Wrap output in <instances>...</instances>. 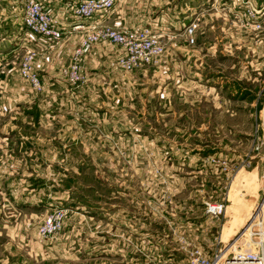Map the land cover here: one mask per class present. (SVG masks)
<instances>
[{"label": "rangeland", "instance_id": "rangeland-1", "mask_svg": "<svg viewBox=\"0 0 264 264\" xmlns=\"http://www.w3.org/2000/svg\"><path fill=\"white\" fill-rule=\"evenodd\" d=\"M82 1L51 5L25 0L17 5L20 19L11 22L22 21L19 28L29 33L21 14L27 3L34 2L50 12L65 32H71L62 40L79 34L67 68L75 63V52L88 35V31H72L85 24L74 12ZM195 11H206L207 19L220 13L217 24L227 23L225 45L218 47L215 58H204L199 50L193 57L195 49L187 45L186 28L202 18L193 15ZM258 12L263 16L264 0H116L107 26L130 32L157 25L165 53L169 49L170 55L163 58L164 53L154 63L126 72L119 65L124 51L113 45L117 50L114 61H92L90 69H83L86 55L93 47L102 46L95 44L80 57V81L72 83L63 74L64 68L60 70L75 86L86 83V74L110 76L113 82L99 83L106 92L93 96V101L88 98L94 115L82 110V115L77 113L69 121L68 134L83 141L68 152L69 159L62 153L58 128L45 130L36 125L20 132L36 140L56 142L57 146L40 149L52 160L54 154H61L63 160L59 157L42 167L41 175L53 187L51 194L32 191L25 178L4 179L5 185L0 181V208L5 205L0 209V264H26L21 261L43 251L49 260L62 261L61 254L84 250L93 257L63 261L188 264L197 257L211 260L224 246L225 252L232 248L237 233L264 204V44L255 45L259 46L261 63L248 72L251 77L247 79L248 70L242 64L247 52L240 44L242 20L253 28ZM196 23L197 32L201 19ZM257 31L263 32L259 34L262 37L264 26ZM25 38L18 45L23 47L17 57L19 75L33 89L20 73L23 58L31 52L39 76L35 68L38 54L28 44L35 42L34 37ZM8 40L5 46L13 51L16 43ZM211 77L216 88L222 89V79L229 84L224 83L222 92L212 91ZM42 90L41 81V89L35 92ZM245 93L248 97L243 100ZM96 122L101 123L99 129L91 127ZM48 167L51 170H44ZM69 174L74 178L69 185L75 193L70 198L63 193L61 182ZM13 189L15 194L11 195ZM210 206L222 207V211L213 213ZM59 214H63L60 228L48 229L49 219L57 220ZM262 214L264 217V208ZM130 223L136 225V232L128 242L124 231ZM250 247L241 240L230 252Z\"/></svg>", "mask_w": 264, "mask_h": 264}, {"label": "crops", "instance_id": "crops-1", "mask_svg": "<svg viewBox=\"0 0 264 264\" xmlns=\"http://www.w3.org/2000/svg\"><path fill=\"white\" fill-rule=\"evenodd\" d=\"M0 1H2L0 2V181L2 185H5L4 179L15 180L25 178L28 179V183L32 188V191L45 190L47 191V194H51L53 187H50L48 184H46V181L44 180L45 178L41 175V172H43L42 167L47 166V161L52 163L53 160H59V157L63 160V156L61 154H54L52 160L50 155L48 156L47 152L41 150L40 147L45 148L49 147V145L57 146L58 144L56 142H51V140H36L35 138L29 136H22L20 132L26 130L28 126L35 127L36 125H39V128H43L45 130L58 128V130L62 132V135L59 136V141H61L60 144L63 148L62 153L64 154L65 159H69L70 153L68 152H70V150L72 151V149L76 147L75 145L83 143V141L80 139L73 140L71 135L68 134L70 129L69 121L72 118H75L74 115L77 113V115H82L80 114V112H83L82 110L88 111L90 115H94V113L89 108L90 100H88V98H92L93 96L95 98V95H98L101 91L106 92V89L102 88L99 83H102L103 81L113 82V80L110 76H102L100 74H86L87 81L84 85L75 86L69 83V81L60 74V70L69 64L70 59L72 58L73 53L79 44V34H75L74 37L70 39L56 41L47 45L41 43L39 40L38 42L35 37L31 38V35L28 32H22V30L19 28V25L22 23V21L19 22V20H17L11 22L16 18L20 19V12L16 10L18 9L17 5L22 4L25 0H11L9 2H7V0ZM35 1H40L44 4L56 5L66 3L70 0ZM6 3V7H3ZM9 9H12V12ZM202 12L203 13L198 11L193 12V15L200 14V17H202L205 21L202 22V18H197V21L201 19V26L195 33L194 44L191 45L189 42H187V45L195 49L193 50V57L194 54L197 55L199 50L203 54L204 58H215L218 54V47L220 46V48H222L225 45L224 42L226 38L224 35L227 32V23L223 21L221 24H217L216 20L220 19V13L210 14L212 18L207 19V12ZM21 15L24 16V13ZM111 18L112 14L109 17V21ZM21 19L23 20V17ZM242 22V27L244 30L242 33L243 38L241 39L240 44L243 48V52H247L245 62L242 63L243 66L248 70L245 76L247 79L251 77L248 72L255 71L258 65L261 63L260 52L258 48L259 46L255 45L264 44V35L260 37L259 34L263 32L254 30L250 25H246L243 20ZM227 33H229V31ZM252 33L254 34V38ZM218 35H221V38H218ZM25 36H28L33 41H35L29 42L28 44H31L33 49L38 54L35 61V68L40 76L41 81L43 82V90L40 93H36L35 90H33L24 80H22L19 75L20 61L17 60V57L20 55L19 52L23 47H18V45L23 40V37L25 38ZM202 36H204V38H202ZM207 36L211 40L208 39ZM201 39L204 40V42H202ZM7 40L8 42L15 41L16 44L14 45L15 49H13V51L7 50L8 46H5ZM26 41L27 39L25 38V42ZM248 44H250L249 47ZM228 45V48L231 47V43ZM115 50V46L110 45L109 43H104L102 46L97 45L93 47L84 59L83 69H90V64L92 61L95 62L97 60L98 64L101 63L102 59H104L105 62L107 60L114 61L116 58ZM11 53L13 55H11ZM168 55H170L169 49H166V53L163 58L167 57ZM161 60L160 62L163 61ZM172 61L173 60L171 59L170 62L165 63H171ZM262 61H264V58ZM211 80L212 82L210 83L212 87L210 89L212 91L222 92L224 89V83L229 84V82H225V79H222V83L220 84L222 89H219L218 87L216 88L217 85L214 86L213 83L215 82H213L214 80L212 77ZM244 92H246V90L242 93ZM247 97L248 93H245L243 100H246ZM91 101H93V98ZM221 103L224 104V101ZM79 104H82V108ZM224 108L228 110L227 107ZM224 108H222V111H224ZM69 116L71 117L70 119ZM100 124V122H96L91 124V127L99 129L97 125ZM116 128L117 127H113V129ZM44 170H51V167H48ZM64 178V180H61L63 188L62 191L64 194L68 195V198H70L75 194L74 191H71L72 187L69 185L70 181L74 182V178L70 176V174L66 175ZM10 194H15L14 189L10 192ZM68 205V202L65 201V206L70 207ZM4 207L5 205L1 206L0 209H3ZM228 224L232 225V223ZM135 227L136 225L132 223L126 226L124 233L128 242L130 241V237H132L136 232ZM206 231H208V228H206ZM141 236L150 237L148 234H141ZM141 240L143 243L144 238H141ZM114 243L117 244L120 242L115 240ZM115 254L117 255L118 252L116 251ZM122 256L126 258V254H123ZM92 257L93 254H91V252L84 250L83 252H75L73 254H61L60 259H62V261L54 260L57 258L49 260V254L43 251L36 252L34 255H30L29 260H23L21 263L69 264V262L63 261L64 258H66V260L76 259L84 261L88 258L91 259ZM8 264H12V262H8ZM188 264H192L190 260H188Z\"/></svg>", "mask_w": 264, "mask_h": 264}, {"label": "built area", "instance_id": "built-area-1", "mask_svg": "<svg viewBox=\"0 0 264 264\" xmlns=\"http://www.w3.org/2000/svg\"><path fill=\"white\" fill-rule=\"evenodd\" d=\"M116 0H83L75 7V14L82 23L72 28V31H88V35L83 38L81 48L75 52V63L72 66L63 69V74L67 76L72 83L80 81L81 60L83 54H86L93 45L109 43L122 48L124 56L120 58L119 65L126 72H134L154 63L165 53V45L162 42V35L159 34L157 25L141 28L135 31L124 32L110 26H107V20L115 8ZM252 25L256 30L264 26V14L260 12L255 14ZM254 15V16H255ZM85 21V22H83ZM88 21L91 25L88 26ZM192 22L185 30L189 42H195V33L198 24ZM24 25L29 34L46 44L62 40L65 32L63 28L53 20L50 12L46 11L40 4L27 3L24 8ZM35 54L29 52L22 60L20 73L21 76L33 87L41 89V80L34 70L33 60ZM80 63V64H79ZM264 204L256 210L252 218L235 236L237 241L233 247L241 240L250 243L247 250L241 249L230 252V248L225 252L226 246L211 258L204 260L199 257L192 260V264H264V217L262 214ZM214 211H222V207L210 206ZM63 214L56 218H50L47 224L48 229L55 231L60 228ZM51 232V231H50ZM230 252V253H229Z\"/></svg>", "mask_w": 264, "mask_h": 264}]
</instances>
